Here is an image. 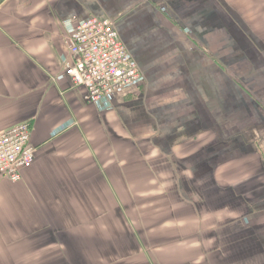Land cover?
Segmentation results:
<instances>
[{"label":"crops","instance_id":"obj_1","mask_svg":"<svg viewBox=\"0 0 264 264\" xmlns=\"http://www.w3.org/2000/svg\"><path fill=\"white\" fill-rule=\"evenodd\" d=\"M90 17L146 77L101 107L63 76ZM23 122L0 264H264V0H0V130Z\"/></svg>","mask_w":264,"mask_h":264},{"label":"built area","instance_id":"obj_2","mask_svg":"<svg viewBox=\"0 0 264 264\" xmlns=\"http://www.w3.org/2000/svg\"><path fill=\"white\" fill-rule=\"evenodd\" d=\"M64 74L84 99L98 107L118 92L146 82L133 54L122 41L115 21L90 17L79 21L69 38ZM31 124L23 122L0 130V175L12 183L23 181L36 158Z\"/></svg>","mask_w":264,"mask_h":264},{"label":"rangeland","instance_id":"obj_3","mask_svg":"<svg viewBox=\"0 0 264 264\" xmlns=\"http://www.w3.org/2000/svg\"><path fill=\"white\" fill-rule=\"evenodd\" d=\"M258 5L259 4H257V6L247 7L248 10H246L244 14L249 18L255 17L254 15L257 13L256 10L260 8Z\"/></svg>","mask_w":264,"mask_h":264}]
</instances>
